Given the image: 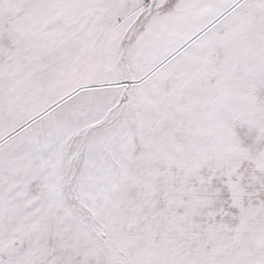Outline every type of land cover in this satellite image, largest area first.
Returning <instances> with one entry per match:
<instances>
[{
    "label": "snow or ice",
    "instance_id": "6c2138e0",
    "mask_svg": "<svg viewBox=\"0 0 264 264\" xmlns=\"http://www.w3.org/2000/svg\"><path fill=\"white\" fill-rule=\"evenodd\" d=\"M0 264H264V0H0Z\"/></svg>",
    "mask_w": 264,
    "mask_h": 264
}]
</instances>
